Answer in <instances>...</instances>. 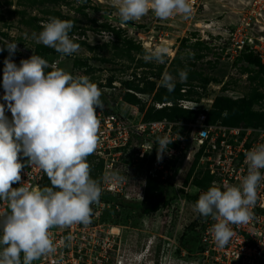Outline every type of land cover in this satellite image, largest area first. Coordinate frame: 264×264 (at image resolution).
Listing matches in <instances>:
<instances>
[{
	"label": "clouds",
	"instance_id": "clouds-1",
	"mask_svg": "<svg viewBox=\"0 0 264 264\" xmlns=\"http://www.w3.org/2000/svg\"><path fill=\"white\" fill-rule=\"evenodd\" d=\"M150 10L156 17L167 19L174 12L190 14L192 8L188 0H119L121 23L139 20ZM42 27L33 34L36 43L65 56L78 52L80 45L69 35L75 27L73 20L50 17ZM0 44V52L8 51L3 61L4 94L0 97L5 102L0 103V200L9 201L10 207L0 216V264H32L55 251L51 228L91 222V206L98 203L102 189L90 176L86 158L99 142L97 109L103 110L102 92L88 76H73L39 55L21 59L17 65L12 59L18 51L17 43ZM168 51L167 47H157L145 52L143 60L162 64ZM187 77V68L178 70L179 82H186ZM176 83L172 74H163L161 86L168 92L175 90ZM6 107L11 119L5 114ZM172 142L168 135L157 137L158 162ZM245 155L248 173L242 183L224 190L209 187L194 206L202 217L218 221L210 229L217 247L228 245L233 237L229 225L246 224L252 218L250 208L264 181V143ZM21 157L27 158L28 166L38 164L51 187H13L23 184L21 170L26 164Z\"/></svg>",
	"mask_w": 264,
	"mask_h": 264
},
{
	"label": "built area",
	"instance_id": "built-area-1",
	"mask_svg": "<svg viewBox=\"0 0 264 264\" xmlns=\"http://www.w3.org/2000/svg\"><path fill=\"white\" fill-rule=\"evenodd\" d=\"M199 1L188 0L192 10L199 6ZM150 12L155 14L151 10ZM136 24H129V27H135L136 30L125 31L123 38L132 40L145 52H151L161 46L159 38L154 39L152 35L143 38L144 34L152 33V29L145 26L146 24L138 22ZM125 27L127 26L121 22H118L115 28L112 26L119 32L124 31ZM3 41L17 43L18 51L12 57L17 65L21 59L36 55L35 48L18 40V36L0 34V42ZM222 41L219 53L224 57L234 59L243 53H251L264 66V0L241 1L236 18ZM0 47L3 45L0 44ZM6 52L8 53L7 50ZM49 63L63 69L55 61ZM65 71L73 76H88L98 85L104 96H113L115 92L121 93L118 97L115 96L116 101H122V95L127 91L118 76L108 69H102L98 79H92L90 74L83 71ZM2 78L3 68H0V97L4 94ZM109 78H112V81L108 84ZM208 102L212 103L211 100ZM0 103L5 102L0 99ZM109 104L114 108L113 103ZM104 107L106 106H103L102 111L97 109L100 120L99 142L91 154L93 173L102 194L98 203L91 206L93 209L91 222L87 225L74 223L70 226L51 228L49 234L55 251L42 255L32 264H121L122 254L126 252L119 248L117 234L113 233L115 225H111L105 219L108 213L120 210L118 203L120 199L130 201L128 200L130 179L125 174V168H134L137 173L138 164L147 158V153L151 161L146 166L144 176L158 179L171 186L177 197H180L182 191V196H191L198 200L199 195L209 187L216 186L224 190L227 186H239L248 173L245 154L255 145L264 143V126L207 123L204 111L195 113L190 120L185 121L166 119L144 121L142 116L138 118L137 107L132 106V112L129 114L115 110L107 113ZM5 114L11 119L7 107ZM164 135H168L173 142L169 145L168 152L163 154V159L158 162L157 137ZM190 172V178L184 184ZM261 172L264 174V169ZM45 176L46 173L38 164L33 163L31 166L26 164L21 170L23 184H13V187L38 189ZM204 176L209 178L206 188L193 183V179H202ZM9 211V201L0 200V216ZM250 212L252 218L248 223L229 225L234 235L224 247H217L210 231L212 225L218 221L211 217H202L198 224V249L194 252V256L198 257L197 264H264V181L259 184L257 200L250 208ZM220 220H223V217H220ZM179 255L186 256V252L181 251Z\"/></svg>",
	"mask_w": 264,
	"mask_h": 264
},
{
	"label": "rangeland",
	"instance_id": "rangeland-1",
	"mask_svg": "<svg viewBox=\"0 0 264 264\" xmlns=\"http://www.w3.org/2000/svg\"><path fill=\"white\" fill-rule=\"evenodd\" d=\"M241 1L245 0H200L198 8L194 7L190 14L178 13L172 14L168 19H160L149 11L139 20L123 23L127 27L120 32L121 38L127 31L136 30L135 27H129V24L138 22L146 24L145 26L153 30L150 34H144L143 38L152 35L154 39L161 40V46L168 48V54L162 64L146 63L143 56L135 51H130L128 56L126 51L121 50L120 41L111 31L97 27L106 24L115 30L116 24L120 22L119 0H89V4H86L87 7L84 10L85 16L77 11L79 6L74 0H34L32 5L25 1L18 4L17 1L0 0V32L18 36L27 46L35 48L39 43L35 42L33 34L42 31V26L49 22L50 17H56L54 12L69 16L76 20V26H78V29L70 36L75 37L77 41H84L88 46H95V48L88 50L86 46H80L78 52L71 56L59 53L60 57L55 62L59 63L63 69L68 70L74 57L89 58V60L104 58L117 67H113L114 69H119V72L117 70H111V72H114L113 74H116L121 81L127 78L133 79V74H136L143 78L144 82L155 80L157 84H160L163 74L170 68L171 71L168 73L176 77L179 82L177 67L170 65L172 59L178 54L181 66L184 69L187 67L188 72L195 70L215 79L206 85V96H200L198 89L197 93L191 97L196 99L199 96V103L189 106L195 110L205 111L211 104L208 101H212L214 97L220 95L229 96L235 102H239L247 98L254 89L264 92L262 85L264 76L255 67L243 62H238L235 65L236 58H226L219 53V48L223 44L222 40L226 37L236 18ZM95 7L98 8V11L93 10ZM92 20H96V23H93ZM155 22L157 24H154ZM91 28H96L98 32L91 33ZM81 29L83 35L80 34ZM184 38L189 39L190 44L202 41L208 49L181 48L180 41ZM196 52L202 57L196 59ZM3 61L4 59L0 61V68L4 67ZM139 62H141V67L137 68L136 65ZM210 62L214 64L213 67L209 64ZM90 64L96 68L90 73L92 79H98L102 74V69L109 68L107 64L97 60L90 61ZM189 64L192 65L189 66ZM160 67H162V72L157 78L156 73ZM243 68L247 70L244 74L241 72ZM192 84L199 86L198 78L197 81H192ZM223 84H225L224 91L221 90ZM120 94L115 92L113 96H105V98L109 103L114 104L115 111L129 114L132 112V106L122 101H116V97ZM149 98L140 96L142 102L145 103L149 101ZM250 112L257 114L264 112V98L253 104ZM138 116V118L142 116L139 110ZM26 160L27 158L21 157L22 163H25ZM133 169L125 168V174L130 179L128 200L133 206H137L143 197L145 176L139 171L136 173ZM196 201L177 197L167 208H160L148 216H139L136 209L125 210L120 214L118 221L114 220L113 212L108 213L105 220L117 228L116 232L113 231L117 234L119 248L121 247V250L126 252L122 254L121 264H197L198 257L194 256V252L197 248L198 224L202 216L195 210ZM181 251H185L186 256L181 257L179 255ZM133 253L134 257L136 254V258L132 257Z\"/></svg>",
	"mask_w": 264,
	"mask_h": 264
},
{
	"label": "trees",
	"instance_id": "trees-1",
	"mask_svg": "<svg viewBox=\"0 0 264 264\" xmlns=\"http://www.w3.org/2000/svg\"><path fill=\"white\" fill-rule=\"evenodd\" d=\"M9 2L12 0H8ZM18 4L21 2H27L30 5L34 2V0H15ZM79 7H77V11L80 12L83 16L86 14L84 13L85 8L87 7V3L89 0H74ZM89 4V3H88ZM94 11H98V8H93ZM55 16L62 20H73L75 22V27L72 29L73 33L76 29H78V26H76V20L73 18H70L69 16L62 15L59 12H54ZM35 19V18H34ZM93 23H96V20H92ZM97 27L103 28L107 31H111L115 38L120 41L122 48L121 50L126 51L127 55L129 56L130 51H135L139 55H144L145 51L140 48V46L134 44L131 40L121 38L120 32L115 31L110 28V26H107L106 24H101ZM91 33H97L98 30L96 28L90 29ZM70 33V34H71ZM3 36H7L5 33H1ZM69 34V35H70ZM80 34L83 35L82 29L80 30ZM18 40H21V38H18ZM75 43H78L80 46H86L88 50H92L95 48V46H88L85 44L84 41H77L74 40ZM181 48L184 47H198L199 50L205 49L207 50V46L202 41H196L194 44L189 43V39L184 38L180 41ZM34 52L36 55H39L47 60L50 61V59H53V61H56L60 54L57 53L55 50H53L50 47H46L43 44H38L35 46ZM196 59L201 58L202 56L196 52ZM8 56V53L5 51L0 52V61L2 59H5ZM97 60L103 64H107V67L110 65L111 67L108 68V70H119L114 69L113 64L109 60H106L104 58H92V60H89V58H79L74 57L72 59V62L70 64V68L68 67V70L71 71H83L86 74H90L94 71V66L90 64V61ZM243 62L247 65L253 66L257 69V71L264 76V66L260 64L259 60L254 57L251 53H243L238 58L234 60V64ZM141 62H139L136 67H141ZM211 67L214 66L211 62L209 63ZM171 67L175 66L177 69H184L183 66H181L178 54L172 59L170 63ZM192 64H189L191 66ZM122 68V67H121ZM120 68V69H121ZM187 68V67H186ZM98 69V68H97ZM101 69V68H100ZM123 69V68H122ZM177 70V73H178ZM46 71H51L49 69H46ZM168 72H170V68L167 69ZM246 68H243L241 72L244 74L246 72ZM162 72V67H160L156 73V77L158 78ZM173 73H176L173 71ZM198 81L200 82V85H194L192 84V81ZM112 81V78L108 79V84ZM215 81L214 78L208 77L205 74H202L201 72H197L195 70H191L188 72V77L186 82H177L175 86V90L173 92H168V90L161 86L160 84H157L155 80L153 81H143V78H140L139 76H136V74H133L132 78H127L122 81V86L127 91L122 95V102H124L127 105L137 107L139 112H141L142 119L144 121H152V120H162L166 119L168 121H179V120H190L195 113L199 112V110H195L190 107L189 105H197L199 103V96L196 99H192L191 97L197 93L198 89L200 90V96L204 97L206 96L205 88L206 85L209 83ZM262 85L264 87V78L262 81ZM225 84L221 87V90L224 91ZM140 96H147L149 98V102L145 103L142 102L140 99ZM264 98V92H258L256 89L252 90L247 98L240 100L239 102H235L232 100L229 96H218L214 97L212 100V103L210 104V107L206 109L204 112L207 116V123L211 122H219L224 125L229 126H238V125H245V126H264V112L257 113H251L250 108L253 104L258 103L260 100ZM101 99L103 101V106L105 108V112L111 113L114 112V108L112 105L109 104L105 96L102 94ZM163 104V105H162ZM170 104V105H167ZM156 105H162L161 107H157ZM180 105V106H179ZM197 111V112H196ZM225 114V115H223ZM149 158V159H147ZM147 158L145 160H142L138 164L137 170L140 174H143L144 171H146V166L150 163V156L147 153ZM87 162L90 165V176L95 179V174L93 173L91 159L92 155H89L87 158ZM147 159V160H146ZM26 163V162H25ZM99 166V165H98ZM99 168V167H98ZM191 172L188 174V176L185 179L184 184H186L190 178ZM209 182V178L207 176H204L202 179H193V183L195 185H198L202 188H206L207 184ZM44 187H51V183L47 175L45 176L44 181L40 184L38 189H43ZM182 196V191L181 195ZM177 196L174 194L173 190L171 189V186L160 182L158 179L151 178L148 176H145V185L143 190V197L140 201V203L137 204V206H133L130 201L122 200L120 199L118 201L120 210L114 211V220L118 221V218L120 217V214L124 212L125 210H138L139 216H148L150 214L155 213L160 208H167L170 203L175 200ZM184 198L188 199H195L191 196H185ZM198 242V238H197ZM197 247V246H196ZM198 248H195V250Z\"/></svg>",
	"mask_w": 264,
	"mask_h": 264
},
{
	"label": "flooded vegetation",
	"instance_id": "flooded-vegetation-1",
	"mask_svg": "<svg viewBox=\"0 0 264 264\" xmlns=\"http://www.w3.org/2000/svg\"><path fill=\"white\" fill-rule=\"evenodd\" d=\"M109 68L111 67L110 65L108 66ZM115 68H117L116 66H114ZM133 258H136V255H135V257H134V255L132 256Z\"/></svg>",
	"mask_w": 264,
	"mask_h": 264
},
{
	"label": "bare ground",
	"instance_id": "bare-ground-1",
	"mask_svg": "<svg viewBox=\"0 0 264 264\" xmlns=\"http://www.w3.org/2000/svg\"><path fill=\"white\" fill-rule=\"evenodd\" d=\"M97 1H102V0H97ZM116 229H117V228H115V229H113V230L116 232V231H117ZM114 231H113V232H114ZM115 232H114V233H115Z\"/></svg>",
	"mask_w": 264,
	"mask_h": 264
},
{
	"label": "crops",
	"instance_id": "crops-1",
	"mask_svg": "<svg viewBox=\"0 0 264 264\" xmlns=\"http://www.w3.org/2000/svg\"><path fill=\"white\" fill-rule=\"evenodd\" d=\"M126 250V249H125ZM128 251V250H127ZM133 255H134V253H133ZM136 255V254H135Z\"/></svg>",
	"mask_w": 264,
	"mask_h": 264
}]
</instances>
